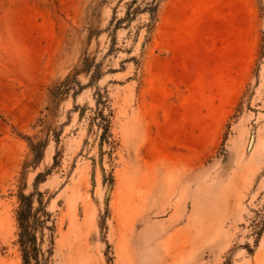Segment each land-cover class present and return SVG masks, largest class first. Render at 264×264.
I'll list each match as a JSON object with an SVG mask.
<instances>
[{
	"label": "rangeland",
	"instance_id": "rangeland-1",
	"mask_svg": "<svg viewBox=\"0 0 264 264\" xmlns=\"http://www.w3.org/2000/svg\"><path fill=\"white\" fill-rule=\"evenodd\" d=\"M130 1L0 0V264L40 173L54 264H264V0Z\"/></svg>",
	"mask_w": 264,
	"mask_h": 264
},
{
	"label": "trees",
	"instance_id": "trees-1",
	"mask_svg": "<svg viewBox=\"0 0 264 264\" xmlns=\"http://www.w3.org/2000/svg\"><path fill=\"white\" fill-rule=\"evenodd\" d=\"M141 0H131L128 3V11L125 18L121 21H132L139 13H149L152 25L157 21L159 10V0L146 3L144 7L140 4ZM91 67H85L86 72H90ZM78 72L72 77H67L64 81L57 84L50 89V94L53 103L61 101L62 97L74 89H82L81 83L77 80ZM98 74L92 76V82H95ZM96 117L100 119L99 128L103 130V137L105 138L111 130V115L112 110L108 104V98L98 91ZM109 111L106 114V111ZM31 150L35 159L42 158L45 143H34L31 137ZM30 166L29 163L25 165L26 168ZM46 174L40 173L35 182V189L30 194H25L24 188L19 193V208L17 210V224H18V238L17 244L19 246L22 264H54L53 256L55 252V240L57 232L56 220L53 213L48 210L47 202H45L44 193L39 191V184L45 181Z\"/></svg>",
	"mask_w": 264,
	"mask_h": 264
}]
</instances>
